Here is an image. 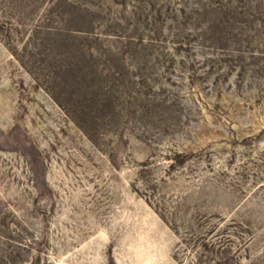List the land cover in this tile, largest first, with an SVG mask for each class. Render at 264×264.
Here are the masks:
<instances>
[{
    "label": "rangeland",
    "instance_id": "rangeland-1",
    "mask_svg": "<svg viewBox=\"0 0 264 264\" xmlns=\"http://www.w3.org/2000/svg\"><path fill=\"white\" fill-rule=\"evenodd\" d=\"M0 264H264V0H0Z\"/></svg>",
    "mask_w": 264,
    "mask_h": 264
}]
</instances>
